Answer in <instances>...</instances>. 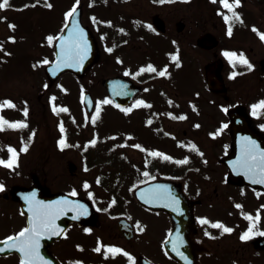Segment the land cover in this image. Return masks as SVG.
Instances as JSON below:
<instances>
[{
    "label": "flooded vegetation",
    "instance_id": "1",
    "mask_svg": "<svg viewBox=\"0 0 264 264\" xmlns=\"http://www.w3.org/2000/svg\"><path fill=\"white\" fill-rule=\"evenodd\" d=\"M197 1L201 0H189L188 3ZM228 3L233 5L232 10L223 4V11L227 13L220 16L218 23H212L213 28L221 31L222 37L209 30H201L196 35L193 30H188L189 23L191 28L200 26L199 15L195 16L197 22L191 20L188 23L183 17L178 18L176 30L156 31L167 42L166 50L175 56L185 55L186 59H192L193 54H185L187 48H191L207 53L212 61L125 65L126 70H135L138 65L142 69L149 68L147 65L165 67V75L159 78L157 72L141 71L145 74L139 76L142 90L133 102L139 99L141 132L153 129L164 134L186 150L189 161L168 178L149 172L140 177L143 183L160 179L174 181L176 186L173 189L155 192L170 194V202L176 204L183 200L177 198L181 189L191 205L176 207L180 208V214L174 221L167 211L151 209L138 202L135 189L129 188L131 201L124 209L116 207L119 212L115 211L112 217L90 227L71 223L65 234L51 244L39 240V259L35 264H264V235H261L264 233V189L261 188L264 183L259 182L264 176L258 171L260 153H264V108L254 111V106L264 101V39H261L264 35V0H239V6H235V0H228ZM243 10L249 11L250 17ZM181 23L183 29L179 31ZM237 23L247 30L243 37L236 34ZM230 27L231 35L228 34ZM130 39L124 40L122 52L124 48L127 50ZM225 53H235L236 56L229 58ZM241 55L251 69L238 60ZM217 59H222L221 75L227 91L224 84L218 90L210 88L206 79V66ZM177 65H199L200 71L197 68L195 73L200 78L191 82L187 75L186 87L201 84L207 93H199V90L181 93L185 89L177 77ZM1 81L11 82L7 77L1 78L0 73ZM5 101L14 107L5 106ZM32 108L33 100L29 95L1 93L0 85V118L8 124L27 125L11 128L4 124L0 130V160H14L12 167L0 165V186L3 187L0 191V240L16 236L27 227V218L21 209L24 202L33 212L43 202L45 195L41 196L40 192L45 194L46 189H50L52 193L68 191L76 194L81 188V183H74L66 189L65 173H38L29 167L28 157L33 154L38 138H34L35 131L28 120ZM9 109H18L21 117L9 114ZM175 122L187 123L182 131L181 139L184 140L179 141L178 130L173 126ZM53 146L55 154L65 157L58 143ZM25 147L27 151H24ZM9 149L15 151V157ZM233 152L234 173L231 174L225 161ZM252 155L256 156L255 161L250 159ZM245 161L252 165V171L245 166ZM53 181L58 185L55 186ZM33 196L34 200L28 199ZM248 216L252 219H247ZM203 220L208 223H201ZM213 224H221L232 231L224 232L222 228L212 227ZM249 229L250 238L242 240L241 236ZM110 248L119 249L120 253L108 252ZM21 263V254L14 249L12 253L0 255V264Z\"/></svg>",
    "mask_w": 264,
    "mask_h": 264
},
{
    "label": "rangeland",
    "instance_id": "2",
    "mask_svg": "<svg viewBox=\"0 0 264 264\" xmlns=\"http://www.w3.org/2000/svg\"><path fill=\"white\" fill-rule=\"evenodd\" d=\"M21 1L23 2L13 4L12 7L0 9V73L1 78L7 77V81L11 80V82H0L1 93L27 94L33 100V119L28 118V120L32 122L35 131L33 132L34 138H38L34 144L33 154L28 157L29 167L38 173H65L66 189L74 183H81L82 196L96 201L101 210L100 215H98L101 218L98 221H103L112 217L116 211L115 206H110L112 205L110 200L116 201L117 205H120L118 207L123 209L131 201L128 192L114 184L111 179L123 181L136 175L135 172L139 168L142 155L132 145L128 148L122 147V142L125 133L128 131L137 136V132L143 124L137 108L134 109L136 105L131 107L132 112L128 114L129 116L124 117V113L120 112L118 108L110 107L109 103H104L108 100L99 80L102 77L122 74V70H126L125 65H134L135 62L140 64L173 61L186 64V61L192 63L212 61L207 53L191 48H187L188 53L185 54H193L192 59H186L185 56L179 58L173 53L167 57V52L170 51L165 48L167 42L163 37L153 33L145 23H149L152 27V18L158 15L166 21L167 29L176 30L175 22L178 18L183 17L188 23L191 20L197 22L195 16L199 15L201 17L198 19L200 26L191 28L189 23L188 30H193L194 35L201 30H209L222 37L221 31L212 27L213 22H219V17L213 11L216 6L218 7V4L215 5L207 1L205 2L206 6H202L204 3L201 4V1H197L193 4L161 5L158 0H125L126 2L123 1L122 4L115 6L113 3V6L109 7L111 3L109 0ZM26 2H28V5H25L27 7L24 10H19L17 6ZM78 6L83 7V21L86 25L89 24L96 34L105 35L107 32L111 35V40L106 44V48L115 49L119 47L121 49L120 44L124 42L120 43L118 40H114V37L120 32L132 36L126 46L127 52L124 51L125 48L123 52H120L121 56H124L122 58L124 65L116 63L115 58L113 60L111 55L108 56L102 51L101 60L84 78L77 79L72 75H65L62 76L57 86L55 85L48 90L44 65L45 61L52 57V41L63 24L67 23L69 19L67 14ZM205 7L208 8L206 11ZM244 13L250 17L249 11H244ZM201 14L205 16L202 17ZM248 20L250 21L249 18ZM253 23H255L254 20ZM137 26L141 27L134 32L133 29H136ZM151 29L154 30L153 27ZM235 29L237 36L243 37L247 32L240 23L235 25ZM49 37L52 38L51 43H49ZM173 57H177V59L174 60ZM195 66L185 65L184 70L177 72V77L185 89L181 93H194L195 90H199V93H207L204 85L201 84H190L186 87V77L190 76L191 82H197L196 77L200 78V75L195 73V70L199 69V65ZM155 67L159 78L161 77L159 76L160 67ZM130 70L126 71L133 76L132 73L137 69L132 70L130 68ZM193 72L194 75L191 74ZM139 75L145 76L144 73ZM191 88L192 91H190ZM78 90H80L81 95L86 91L92 92L98 101L95 114L88 115L83 104L82 110ZM235 92L238 93L239 90L236 89ZM49 102L53 104L47 105ZM54 109H66L67 111H54ZM133 110L135 111L133 112ZM82 111L86 116H83ZM8 113L13 114L16 118L21 117L18 109H9ZM94 118L95 122H93ZM173 126L178 130V137H183L182 131L187 127V123L175 122ZM75 127H79V130L81 128V133L79 131L80 134L68 137L67 142L71 146L75 142L79 143L80 149L68 150L65 157H62V154H55L53 143L66 140L67 135L63 133L68 129L75 130ZM140 137L143 148H145L141 162L145 164V170L151 174L158 176L173 174L178 167L186 164L180 163L181 161H189L186 150L171 142L164 134L160 135L151 129L150 132H140ZM90 140H98V142L85 151V143ZM150 153H158L159 155H150ZM126 156L130 157V162L123 165V159ZM164 157H168V159ZM84 159H89L88 167H86ZM105 160L108 164L104 163ZM69 161L77 165V174L73 176H70L67 169ZM105 173H112L110 179L104 177ZM100 176L105 178L104 182L97 181ZM53 178L57 180L56 176ZM52 183L55 186L58 185L56 181ZM126 184L127 186L138 185L133 180ZM217 184L219 183L217 182Z\"/></svg>",
    "mask_w": 264,
    "mask_h": 264
},
{
    "label": "water",
    "instance_id": "3",
    "mask_svg": "<svg viewBox=\"0 0 264 264\" xmlns=\"http://www.w3.org/2000/svg\"><path fill=\"white\" fill-rule=\"evenodd\" d=\"M81 10H77L76 14H74L71 23L66 27L65 31L63 32L60 40L57 44V61L55 65L50 66L49 72L52 71V73L58 74L62 70H72L76 72L79 76H83L84 72L88 70L93 63H95L99 58V52L96 46V42L93 38V35L91 32L84 27H82L81 24ZM155 25L161 29L165 30V26L163 22L159 19H156L154 21ZM94 47V49H93ZM86 48V51H85ZM219 69L218 64L215 66H211L208 69V75L210 79L216 78L215 77V71ZM54 81V79H52ZM103 85L107 87L111 95L114 97V99L122 104L126 103V100L128 101V90H138L137 87L133 86L131 83H126V81L116 78V79H107L103 81ZM119 85V87L122 88V93L120 94H114L112 93V89ZM111 89V91H110ZM125 90H127L125 92ZM89 110H91V101H87ZM156 184H152L149 186H154ZM149 186H146L144 188H141L143 191L145 188H150ZM40 195L44 196L43 192H40ZM139 196V195H138ZM59 202L67 201V204L59 203L61 208L64 209V212L66 210V213L68 212L69 207H76V213L80 214L81 217L77 216L76 220H78L82 224H91L94 222V211L90 208L91 206L88 204V202L83 201L81 199L72 198L69 196H58ZM149 206L152 207H165L166 205L161 204H151L149 203ZM169 206V205H168ZM166 206L165 208L169 210V212L174 215V212L172 209ZM80 208L81 210L79 211ZM47 211V210H46ZM63 211L59 210L55 214V223L63 216ZM32 218H30L31 220ZM62 221V220H61ZM60 221V222H61ZM67 223V222H66ZM58 234H54L50 237L51 240L58 237L60 232H57ZM45 242V241H44ZM47 244V242H46ZM0 248H4L7 250L6 244H0ZM9 250V249H8Z\"/></svg>",
    "mask_w": 264,
    "mask_h": 264
},
{
    "label": "snow or ice",
    "instance_id": "4",
    "mask_svg": "<svg viewBox=\"0 0 264 264\" xmlns=\"http://www.w3.org/2000/svg\"><path fill=\"white\" fill-rule=\"evenodd\" d=\"M161 2H170V0H161ZM187 2V0H186ZM213 2H215V0H213ZM222 3L224 4V6L226 8L229 9V11L232 10L233 5L228 3V0H222ZM9 4V0H2V2H0V9L2 8H6L8 7ZM235 6H239V0H235ZM50 7V5H49ZM74 14H76V9L73 8V10L71 12H69L67 15L69 17L74 16ZM233 16H235V18L238 20L239 17L236 16V14L233 12ZM225 19L227 20L228 17H225ZM255 30V29H254ZM229 35H231V27L229 28ZM261 39H264V35H261ZM49 43H51L52 38L49 37L48 38ZM86 51V48H85ZM226 56H228L229 58H234L236 56L235 53H225ZM173 59H177V57H173ZM239 61L241 63L244 64H248L247 60L241 55L239 58ZM45 63H47V61H45ZM248 67L251 69V65L248 64ZM141 71H153L155 72L156 69L152 68L151 66H149V68L147 69H142ZM165 71H161L159 72V75L164 76L165 75ZM127 74V73H126ZM104 103H110V101H105ZM141 104H143V102H140ZM4 105L7 107H14L13 104H11V102H4ZM145 107H149L150 105H143ZM256 108H264V101H262L259 105L254 106V111ZM54 111H67L66 109H54ZM27 115V112L25 111V116ZM98 115V113H97ZM181 119H183V117H181ZM93 122H95V118L93 119ZM7 124L8 127L11 128H17V127H27L26 124H8V122L3 121L2 118H0V130H3V125ZM226 127V126H225ZM61 131L63 132V126L61 125ZM249 144H252L251 141L248 142ZM61 147H68L69 145H67L63 140L60 141ZM253 148H255V145L253 144ZM9 151L12 153L13 157L16 156V153L13 149H9ZM24 151H27V147L24 148ZM150 155H159L158 153H150ZM165 159H168V157H164ZM250 159L252 161L256 160V156L252 155L250 157ZM260 160H261V164L258 166V171L261 173L262 176H264V153H260ZM14 163V160H9L8 162H4L2 160H0V165H3L4 167H12ZM180 163H188L187 160L181 161ZM245 166L248 167L249 171H252V165L249 164L247 161L244 162ZM145 175H147L145 173ZM253 182H257L255 180H253ZM260 183H264V179H261L259 181ZM87 187V185H86ZM0 191H3V187L0 186ZM72 195H75V192L72 193ZM29 200H34V196L31 198H28ZM59 203H64L67 204V201H63V202H59ZM178 203V202H177ZM58 207V205H38L37 209L35 211H33V218H32V223L31 226L29 228H25L24 230H22L18 235L13 236V237H9L8 240L4 241L3 243L7 245L9 250H16L19 251L23 257L22 259V264H35V260L39 259V240L40 238L47 232H52L53 234H58L55 231V215L52 211H50L51 209H54ZM237 207H240L239 205H237ZM42 210H49V211H42ZM247 219L251 220L252 218L250 216L246 217ZM259 219V217L257 216V220ZM201 223H208L207 220H203L201 221ZM212 227H217V228H222L224 232H231L232 230L229 228L224 227L221 224H213L211 225ZM255 225H253L254 227ZM250 233H251V229H249L248 233H245L244 235L241 236L242 240H247L250 238ZM261 235H264V233H261ZM5 249H0V251H4ZM96 251H99V248L96 249ZM108 252L114 253V254H119L120 250L119 249H115V248H110L107 250Z\"/></svg>",
    "mask_w": 264,
    "mask_h": 264
}]
</instances>
